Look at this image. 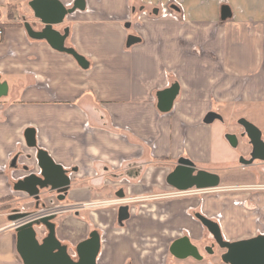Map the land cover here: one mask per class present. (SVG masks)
Masks as SVG:
<instances>
[{"label": "crops", "instance_id": "0c3cea01", "mask_svg": "<svg viewBox=\"0 0 264 264\" xmlns=\"http://www.w3.org/2000/svg\"><path fill=\"white\" fill-rule=\"evenodd\" d=\"M29 1L0 0V5H21L14 20L23 23L34 19ZM60 1L73 6L78 0ZM80 4L84 7L56 28H70L66 45L86 58V68L46 40L32 39L24 24L6 27L0 35V76L9 85L0 99V200L12 197L0 206L20 203L26 210L38 209V201L15 184L41 173L37 151L42 148L70 170L72 179L66 200L54 194L53 204H134L122 225L114 206L113 218L111 209L89 211L86 218L87 207L57 215L58 238L69 246L77 234L99 230L98 264L102 257L104 264H122L126 253L136 257L134 249L141 250L136 243L151 237L168 236L170 245L188 231L193 241H202L205 229L194 217L197 211L218 222L226 240L264 234V189L254 188L264 184V163L252 165L258 172L250 183L222 186L216 190L234 192L202 199L188 196L205 191L179 194L166 181L182 156L199 168L212 162L215 121L204 122L210 111L245 109L250 114L245 118L254 119L264 134V0ZM224 4L232 11L226 20ZM4 21L8 19L0 11ZM130 34L141 40L127 46ZM174 82L180 84V94L172 109L162 112L157 93ZM28 128L36 131L37 147L28 145ZM120 188L124 197L115 194ZM147 206L161 213L138 217ZM10 213L0 215L8 218ZM10 223L0 227V264H24Z\"/></svg>", "mask_w": 264, "mask_h": 264}, {"label": "water", "instance_id": "95a60500", "mask_svg": "<svg viewBox=\"0 0 264 264\" xmlns=\"http://www.w3.org/2000/svg\"><path fill=\"white\" fill-rule=\"evenodd\" d=\"M76 1L73 6H66L60 0H30L28 6L34 13L33 20H24V27L28 35L35 40H46L53 48L71 54L79 64L88 67L86 58L79 54L73 47L66 45V40L70 33V28L66 27L60 31L56 26L64 23L67 15L72 14L79 8H83L80 2ZM174 8L178 7L173 5ZM158 12V9H155ZM222 19L232 17V11L226 4L221 8ZM130 26V23L127 24ZM141 38L135 34H130L127 38V46L138 43ZM9 85L1 80L0 76V99L7 96ZM180 94V84L174 82L168 88L157 93L158 109L162 112H169ZM215 120L223 121V116L216 111H210L204 118L205 123H213ZM238 123L244 128V136H247L252 145L250 158L240 157L242 165H252L256 160L264 162V139L262 130L245 117L238 119ZM28 145L37 147L36 131L33 128L26 130ZM226 139L232 147L238 146V136L235 133H226ZM38 166L40 174L31 173L18 180L15 184L16 190L26 191L30 197L39 203L42 194L56 192L59 200H65L72 185L70 170L57 164L50 154L39 148L37 151ZM29 169V168H27ZM167 183L179 194L184 192L213 191L221 188V176L219 173L208 169L199 168L190 158L182 156L177 160L173 170L166 177ZM117 195L124 197L123 190H119ZM43 206V204H42ZM40 207L38 204L37 208ZM34 212L15 210L11 212L8 219L14 225L16 232V247L24 264H98V257L102 248L101 234L98 229H93L89 236L80 241L75 252L77 259L70 253L69 245L63 243L57 235V224L55 219L57 214H47L30 218ZM130 217L129 207L122 205L119 208L118 221L122 225ZM196 217L208 228L217 242L226 252L222 259L227 264H264V234L254 237L229 241L224 239L218 222L208 218L202 213H196ZM28 219V220H27ZM26 220V221H24ZM39 227L47 230V234L40 239L38 236ZM181 249L189 254L197 251L188 237L175 240L170 251L176 257L183 258L188 254H182Z\"/></svg>", "mask_w": 264, "mask_h": 264}, {"label": "rangeland", "instance_id": "374dc122", "mask_svg": "<svg viewBox=\"0 0 264 264\" xmlns=\"http://www.w3.org/2000/svg\"><path fill=\"white\" fill-rule=\"evenodd\" d=\"M8 1H17V0H8ZM13 3V2H12ZM9 5H12V12L14 14V17L17 16L22 10V6L19 4H3L0 5V11L2 14V17L5 19H9L8 16V12H9ZM16 18V17H15ZM26 18V17H25ZM3 30V29H2ZM4 32V30H3ZM264 111V110H263ZM222 114V116L224 117L223 122H221V120H215V125H214V134H213V147H214V151H213V157H212V162L210 164H207L206 167L208 170L219 173L221 176L222 174H224L223 179H222V183L221 185L226 186V185H241L242 182H246V183H250L252 179H254V173L258 172L257 168L255 166H243L240 162H239V156L240 155H246L249 151V147L247 145H245V141H247L246 138H241L240 137V133L243 129V127L241 126V124L238 123V119L240 117H247V115H250L249 113H247V111H245V109L242 111L240 109H235V108H230V110L228 109L225 112H220ZM264 114V113H263ZM247 119H251L250 121H255L254 119L248 117ZM255 123V122H254ZM258 125V124H256ZM220 130L222 131V134L220 135L219 132ZM236 133L237 136L239 137V146L237 148L232 147L231 145H229V142L227 141V139L225 138L224 134L225 133ZM223 190V189H222ZM220 190H213V191H203L204 193H199L197 195H190L188 197H194L195 199L197 197H200L202 199V197L205 196H210V195H218V194H223V193H228V192H234V191H222ZM180 198V197H178ZM195 204H197V200H195ZM134 205V204H132ZM141 205V204H140ZM148 205V204H147ZM22 204H11V207L8 209V211L6 210H0V214H5L6 212H13L15 210H19L22 209ZM113 206L116 208L117 205H111V206H105L104 204H98L95 205L94 207L91 208H87L85 209L86 212H84V217L88 218V212L89 211H94V210H108L111 209L113 210ZM136 206H139V204H136ZM42 207V206H40ZM39 207V209H40ZM150 206H147L146 208H143V212L140 215H137L138 217H146L149 218L151 217L150 214H155L156 212H158V216L159 213H161V209L158 208L154 211H151ZM110 212V211H108ZM75 213L74 211H71V214ZM66 214H70V212L66 213ZM115 211H111L110 216L113 218L115 215ZM65 215V214H64ZM108 218H110L109 216H106ZM65 219V218H64ZM69 219H67L68 221ZM160 221H157V223ZM8 223H10V221L8 220L7 216L5 215H0V227L3 225H7ZM72 230H75L78 232H81L82 230L80 228L74 227L72 226ZM107 230V228H106ZM4 231V230H2ZM0 231V233L2 232ZM46 229L43 227H39L38 229V236L41 238L42 236H44ZM89 236V231L85 232L84 235H80L77 234L76 238L73 240L72 244L70 245V251H74L75 250V246L77 245V243H79V241H82L84 238H87ZM115 236V235H114ZM123 235H116L115 238L117 240H120L118 238L122 239ZM170 237L167 236V238H159L157 240H153V238L151 237L150 239H147L145 241L139 240L137 244V247L140 248L141 250H136V253H138L139 255H137L136 257H122L121 258V263L125 264L127 263V261L130 260V262H132L133 264H209L206 261L203 262H198L196 260L193 259H189V260H177L173 257H171V255L169 254V241ZM148 243V245H146ZM205 243V242H204ZM119 244V243H116ZM160 246H162V248L157 251ZM74 249V250H72ZM144 250H146L145 252H143ZM213 263L214 264H224L220 261L219 257H213ZM104 257H102L101 259V264H104Z\"/></svg>", "mask_w": 264, "mask_h": 264}, {"label": "flooded vegetation", "instance_id": "af4514ba", "mask_svg": "<svg viewBox=\"0 0 264 264\" xmlns=\"http://www.w3.org/2000/svg\"><path fill=\"white\" fill-rule=\"evenodd\" d=\"M28 5V4H27ZM23 23H24V20H23ZM242 126V125H241ZM243 127V126H242ZM244 133V128L242 129L241 133H240V137L241 138H246L247 141H245V145H247L249 147V151L248 153L244 156V155H240L239 156V162H240V157L241 156H244L245 158H250V153H251V150H252V145L249 143V139L247 138V136H244L243 135ZM263 133V132H262ZM237 135V134H236ZM263 139H264V134H263ZM238 146H239V137H238ZM237 146V147H238ZM237 147H234V148H237ZM256 162H262L260 160H256L252 165H254ZM264 163V162H262ZM252 165H244V166H252ZM221 176V175H220ZM221 183H222V180H221ZM223 185H221L222 187ZM263 188L264 189V184L263 185H258V186H254V188ZM251 188V187H250ZM120 190H123L124 193H125V190L123 188H120ZM193 192V191H192ZM118 191L115 193L117 195ZM191 193V192H190ZM189 193V194H190ZM195 193V192H194ZM54 194L58 195L57 193H48L46 192V194H42V197H41V200L39 201L38 204H40V206H43L44 205H49L51 202V196H53ZM69 194V193H68ZM68 196V195H67ZM67 198V197H66ZM42 199H45L44 201H42ZM66 200V199H65ZM60 201H64V200H60ZM65 205H69V204H65ZM95 205H98V204H92V202H89V206L87 208H91V207H94ZM105 206H111V205H117V210L119 213V208L120 206L122 205H127L129 207V212L131 214V207H132V204H104ZM82 209L84 207H81ZM77 212L80 211V208L76 210ZM196 213H202L201 211H197L195 212L194 214V217L200 221L197 217H196ZM201 222V221H200ZM202 223V222H201ZM203 225V224H202ZM204 226V225H203ZM93 229H96V228H92ZM204 229H205V233L203 235V237L201 238L202 241L198 242V241H193L192 237L189 235L188 231H183L181 236L175 238L174 240L171 241L170 245H169V254L171 255V257L177 259V260H189V259H193V260H196L198 262H203V261H206L208 262L209 264H214L213 263V260L212 259L213 257H219L220 261L224 264H227L223 261L222 259V255L226 252V248L222 247L218 242L217 240L215 239V237L210 233V231L208 230V228L206 226H204ZM91 230V231H92ZM90 231V232H91ZM47 234V230L45 231V234L44 236ZM90 234V233H89ZM101 234V233H100ZM44 236H42L40 239H42ZM183 237H188L191 241V243L193 245L196 246L197 248V251H195L194 254H189L188 252H186L185 250L181 249V253L183 254H188L187 256L183 257V258H180V257H176L174 254L171 253L170 251V247L172 245V243L179 239V238H183ZM101 240H102V236H101ZM205 242V243H204ZM76 247V246H75ZM69 249H70V246H69ZM74 250V249H72ZM70 253L72 254V256L74 257V259H77V255H76V252L75 250L74 251H70ZM101 253V252H100ZM98 260H99V257H98Z\"/></svg>", "mask_w": 264, "mask_h": 264}, {"label": "built area", "instance_id": "2783aa9c", "mask_svg": "<svg viewBox=\"0 0 264 264\" xmlns=\"http://www.w3.org/2000/svg\"><path fill=\"white\" fill-rule=\"evenodd\" d=\"M3 34V30L0 28V35ZM190 192H184L182 194H189ZM59 201V200H58ZM51 202V201H50ZM89 203H80V204H69V205H65V204H60V203H56L53 204L52 202L49 205H44L42 207H40V209H36L35 211H30V210H26L25 208L19 209V211H30V212H34V214L29 217L30 218H36L38 216H42V215H47V214H60L62 212H70V211H76L77 209L81 208V207H88ZM27 219V220H28ZM26 221V220H24ZM10 228H13L14 225L13 223H10V225L8 226ZM4 228H0V230H2Z\"/></svg>", "mask_w": 264, "mask_h": 264}, {"label": "trees", "instance_id": "16d2710c", "mask_svg": "<svg viewBox=\"0 0 264 264\" xmlns=\"http://www.w3.org/2000/svg\"><path fill=\"white\" fill-rule=\"evenodd\" d=\"M12 5H9V12H8V16H9V19L8 21H4V22H0V28L5 30L6 27H9V26H13V25H16V26H23V23L22 22H17L15 21V17H14V14L12 12ZM172 8L173 5H172ZM10 199H12L11 196H8V197H5V198H2L0 200V202H7L9 201ZM11 207V204H2V206H0V210H6L8 211V209Z\"/></svg>", "mask_w": 264, "mask_h": 264}]
</instances>
